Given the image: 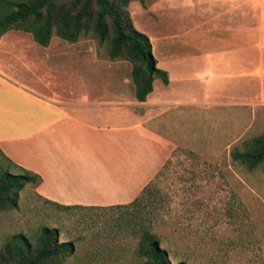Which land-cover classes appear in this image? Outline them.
<instances>
[{
  "label": "rangeland",
  "instance_id": "1",
  "mask_svg": "<svg viewBox=\"0 0 264 264\" xmlns=\"http://www.w3.org/2000/svg\"><path fill=\"white\" fill-rule=\"evenodd\" d=\"M128 11L133 25L149 37L157 62L172 75L179 73L180 62L187 73L196 63L212 61L230 74L219 83V100L237 98L238 103L242 97L218 117L203 116L201 124L188 112L180 123L188 146L175 149L160 166L152 178L153 195L141 198L138 207L146 209L173 262L264 264V162L249 169L231 158L244 139L264 133V0H130ZM108 46V40L90 34L75 42L53 35L42 46L29 32L11 29L0 38V67L25 87L57 100H98L118 82L124 95L135 98L131 63L110 59ZM7 88L23 101L17 95L23 91L12 82ZM152 143L168 148L162 141ZM0 163H5L1 156ZM144 170L139 184L152 165ZM124 211L59 209L26 184L18 207L0 212V251L17 233L37 248L47 226L58 230L59 241L73 243L61 264H142L135 221L126 220Z\"/></svg>",
  "mask_w": 264,
  "mask_h": 264
},
{
  "label": "crops",
  "instance_id": "2",
  "mask_svg": "<svg viewBox=\"0 0 264 264\" xmlns=\"http://www.w3.org/2000/svg\"><path fill=\"white\" fill-rule=\"evenodd\" d=\"M178 65L174 75L161 66L169 82L154 79L144 101L124 95L120 82L98 100H57L25 87L0 67V150L41 176L33 191L42 201L102 207L130 203L175 149L188 146L180 126L188 112L201 124L203 116L218 117L225 106L241 103V96L238 103L216 96L219 83L230 75L216 63H196L187 73ZM11 82L23 91L17 94L23 101L9 94ZM155 140L168 148L154 145ZM142 150L146 157H140ZM146 165L152 170L139 184Z\"/></svg>",
  "mask_w": 264,
  "mask_h": 264
},
{
  "label": "trees",
  "instance_id": "3",
  "mask_svg": "<svg viewBox=\"0 0 264 264\" xmlns=\"http://www.w3.org/2000/svg\"><path fill=\"white\" fill-rule=\"evenodd\" d=\"M144 3L145 0H139ZM130 0H0V38L8 30L29 32L39 45L47 46L53 35L68 42L80 36L94 35L100 42L109 41L110 59H126L131 63V79L135 98L144 101L153 89L154 79L168 84L167 70L157 65L149 37L138 30L128 11ZM0 163V212L18 207L19 192L26 184L36 186L41 176L26 170L7 158ZM231 158L249 169L264 162V133L242 141V148L234 147ZM152 180L130 203L107 207L61 205L59 209H124L123 217L135 221L137 253L145 260L142 264H184L173 262L162 247L159 236L151 229L146 209L139 208L141 198L153 195ZM147 202V201H146ZM133 210V211H131ZM129 212H132L129 214ZM72 241H59L58 230L43 226L39 244L31 249L28 238L17 233L10 236L0 251V264H61L73 252Z\"/></svg>",
  "mask_w": 264,
  "mask_h": 264
}]
</instances>
